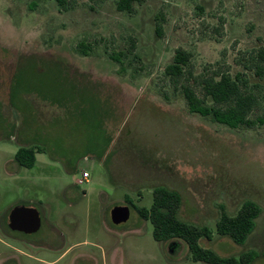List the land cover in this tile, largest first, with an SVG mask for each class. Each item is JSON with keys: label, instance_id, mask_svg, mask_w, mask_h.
<instances>
[{"label": "rangeland", "instance_id": "374dc122", "mask_svg": "<svg viewBox=\"0 0 264 264\" xmlns=\"http://www.w3.org/2000/svg\"><path fill=\"white\" fill-rule=\"evenodd\" d=\"M68 1L60 10L57 0H0V249L23 264H207L191 258L184 240L173 251L155 240L151 221L129 204L151 207L153 189L164 185L182 195L180 218L214 230L201 245L222 256L253 249L259 257L252 264H264V125L233 129L191 113L163 76L177 47L192 51L197 72L216 61L241 69L239 50L264 45V0H146L132 13L119 10L116 0ZM80 40L100 41L84 55ZM132 43L140 58L128 53L131 64L126 58L122 67L109 56ZM28 56H35L36 66L27 69L33 76L57 68L76 72L79 82L94 81L100 100H83V108L105 110L98 125L76 124L84 116L76 113L80 97L72 100L65 118L74 124L57 126L52 141L31 144L45 148L32 168L14 161L29 144L19 138L17 99L19 63ZM43 109L52 120L65 114L64 103L39 98L42 123ZM84 171L89 182L77 184ZM246 200L263 208L251 235L242 244L218 235L219 204L233 215ZM18 205L37 207L43 219L38 233L20 235L22 242L1 230ZM117 205L131 210L119 225L111 220ZM45 227L53 239L32 244Z\"/></svg>", "mask_w": 264, "mask_h": 264}, {"label": "trees", "instance_id": "16d2710c", "mask_svg": "<svg viewBox=\"0 0 264 264\" xmlns=\"http://www.w3.org/2000/svg\"><path fill=\"white\" fill-rule=\"evenodd\" d=\"M57 1L60 10L71 6L68 0ZM145 1L116 0V6L119 10L132 13L136 11V3ZM161 30L160 23H157L156 31L161 33ZM98 41L100 40H80L77 51L87 55ZM135 49L136 45L132 43L127 51H111L109 56L123 67L126 58L129 59V64L134 57L140 58ZM132 52L133 59L128 54ZM235 62L242 66L236 72L232 71V64L226 61L207 63L197 72L192 51L177 47L172 60L164 68L163 76L167 78L174 92L183 94L191 113L200 114L233 129L263 126L264 45L240 49ZM251 75L257 79H252ZM163 94L169 98L167 90H164ZM44 151V148L37 146H21L14 159L18 165L32 168L37 161V153ZM128 202L142 219L151 221L155 240L168 242L173 249L179 245L180 240L186 241L194 261L207 264H252L259 257L258 252L253 249L235 257L222 256L214 249L201 245L203 238L212 240L214 230L207 225L199 226L180 218L183 198L176 189L164 185L156 186L153 189V203L149 208L135 205L130 200ZM219 211L216 233L242 244L254 231L256 220L262 214L263 208L256 201L246 200L233 215L228 212L225 204H219Z\"/></svg>", "mask_w": 264, "mask_h": 264}, {"label": "crops", "instance_id": "0c3cea01", "mask_svg": "<svg viewBox=\"0 0 264 264\" xmlns=\"http://www.w3.org/2000/svg\"><path fill=\"white\" fill-rule=\"evenodd\" d=\"M34 57L35 56H28L29 60L19 63V72L17 77L18 108L19 112L23 116L21 121L22 126L24 124V127L21 130L24 135L21 133L19 138L23 144H25L24 142H28L29 144H25L26 146H36L31 144L52 141L56 136L57 126L68 128L71 124H74V122L71 121L72 118L66 121L65 117L67 114L69 115L67 112L70 111L68 105L71 104L72 100H77V97H80V101L78 105H76L78 106L76 113H78V115H83L84 117L81 119L80 116H78L79 121L76 124H83L82 120L85 125L90 123L98 125L100 121H104V108L101 110L99 108H95V105H91L92 108H89V106L88 108H83L84 104H86L87 100L92 96L95 99L97 98L93 91V86L96 85L93 83L94 81L79 82V76L75 75L76 72L61 71L57 68L52 72L42 75V77L33 76L27 72V69H31V67H29L30 65L36 66L33 63V60H31ZM36 69L38 70L39 67ZM39 98H48L51 103H64L65 114L59 112L61 117L52 120L51 110L43 109L45 111V116H48V119H43L44 123L38 121L36 109ZM83 100L86 102L84 103ZM93 138H95V136H93ZM95 145L96 143L93 144V146Z\"/></svg>", "mask_w": 264, "mask_h": 264}, {"label": "water", "instance_id": "95a60500", "mask_svg": "<svg viewBox=\"0 0 264 264\" xmlns=\"http://www.w3.org/2000/svg\"><path fill=\"white\" fill-rule=\"evenodd\" d=\"M129 205H117L111 210V220L115 225L126 222L130 218ZM10 227L24 233H34L41 226L40 211L35 206L18 205L10 211Z\"/></svg>", "mask_w": 264, "mask_h": 264}, {"label": "flooded vegetation", "instance_id": "af4514ba", "mask_svg": "<svg viewBox=\"0 0 264 264\" xmlns=\"http://www.w3.org/2000/svg\"><path fill=\"white\" fill-rule=\"evenodd\" d=\"M40 215H41V212H40ZM9 216H10V212H9V214H8V217H7V221H6V227H2L1 226V230H2V232L5 234V235H7V236H9V237H12L14 240H17V241H19V242H22L21 240H22V238L20 237V235H23V236H26V235H24V234H32V233H24V232H21V231H17V230H13L11 227H10V218H9ZM42 226H43V219H42V215H41V226H40V228H39V230L38 231H36V232H34V233H38L40 230H41V228H42ZM46 227H45V230H44V233L42 234V237H38V239H36L35 238V240H37V241H35L34 239H33V241H35V242H32V244L34 243V244H36V245H41V246H43V244L42 243H44L43 241H47V240H52L53 239V236L55 235L54 233L55 232H46ZM43 240V241H42ZM25 242V241H24ZM4 244L6 245V246H8V247H11V249L13 250V251H15V252H17V253H20V252H23L24 253V251H23V249L21 248V247H18V246H16V245H13V244H10V243H8V242H4ZM20 244V243H19ZM46 244V243H45ZM46 246V245H45ZM172 249V251H173V248H171ZM0 261H1V264H23V261L21 260V258L18 256H15V254H12V253H10L8 250H6V249H4V248H1L0 249Z\"/></svg>", "mask_w": 264, "mask_h": 264}, {"label": "built area", "instance_id": "2783aa9c", "mask_svg": "<svg viewBox=\"0 0 264 264\" xmlns=\"http://www.w3.org/2000/svg\"><path fill=\"white\" fill-rule=\"evenodd\" d=\"M90 173L88 171L82 172V176L76 180L77 184H84L85 182H89Z\"/></svg>", "mask_w": 264, "mask_h": 264}]
</instances>
